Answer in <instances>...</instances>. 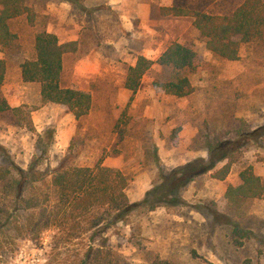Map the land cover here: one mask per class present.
I'll return each mask as SVG.
<instances>
[{
  "label": "rangeland",
  "instance_id": "obj_1",
  "mask_svg": "<svg viewBox=\"0 0 264 264\" xmlns=\"http://www.w3.org/2000/svg\"><path fill=\"white\" fill-rule=\"evenodd\" d=\"M109 1L24 0L30 13L13 23L18 41L3 54L10 70L6 85H21L25 95L8 89V99L0 90L12 109H21L18 116L0 115V145L24 170L40 147L49 151L42 155L41 171L97 166L119 170L129 178L127 194L136 203L159 183V163L169 172L209 160L208 142H239L243 147L235 153L238 161L225 181L211 174L201 177L182 193L187 206L140 211L107 237L126 264H264V201L236 207L226 199L228 188L238 187L241 174L250 168L264 180V144L244 149L243 142L244 135L264 127V49L242 44L238 61H224L207 50L193 19L165 17L157 8L145 13L134 0H117L115 7ZM244 2L159 0L158 5L232 16ZM32 19L37 25L46 19L47 31L60 33L62 43L79 37V52L65 59L63 80L66 87L93 97L92 112L81 121L56 105L48 106L47 118L37 117L39 125L34 121L44 107L41 86L18 80L21 64L34 55L37 29ZM174 43L197 54L198 72L191 76L195 93L185 99L166 95L154 83L166 81L169 74L154 66L128 107L133 96L124 88L129 68L139 57L158 61ZM30 117L33 126L28 125ZM50 128L56 132L53 144L44 137ZM208 212L229 216L246 238L232 226L214 225ZM53 235L26 243L13 264L73 263L83 246Z\"/></svg>",
  "mask_w": 264,
  "mask_h": 264
},
{
  "label": "trees",
  "instance_id": "obj_2",
  "mask_svg": "<svg viewBox=\"0 0 264 264\" xmlns=\"http://www.w3.org/2000/svg\"><path fill=\"white\" fill-rule=\"evenodd\" d=\"M161 12L165 17L193 19L207 50L221 60L238 61L242 44L264 49V0H245L232 16H211L179 8H163ZM29 13L24 0H0V53L15 47L18 37L12 33V25ZM32 26L37 29L35 49L33 57L21 64L23 82L41 86L43 106L65 107L81 121L91 114L93 97L90 93L66 87L63 80L65 59L79 52L80 42L61 43L56 35L47 31L46 19L39 25L32 19ZM196 62L197 54L179 43L171 45L156 62L139 57L137 64L129 68L124 85L133 94L128 107L154 66L169 74L166 81L154 83L155 87L178 99L192 96L195 87L191 76L198 72ZM7 71L6 60L0 61V90L6 82ZM20 111V108L12 109L0 95V115L13 113L18 116ZM28 125L33 126L31 117ZM55 134V129L50 128L44 137L53 144ZM243 142L244 149L252 144L262 147L264 127L244 135ZM239 144L208 142L209 160L201 158L169 172L159 163V183L136 203L131 202L127 194L129 178L119 170L97 166L61 167L52 173L41 171L42 155L49 153L44 147H40L42 150L31 167L24 170L0 145V264H13L26 243L43 242L53 234V239L59 237L67 244L83 246L71 264H126L110 247L108 232L127 224L140 211L152 213L161 208L171 210L187 206L182 193L201 177L211 174L214 180L225 181L238 161L235 153L243 147ZM240 179L238 187L228 188V203L241 207L250 201H264L262 178L250 168ZM208 214L214 225L232 226L239 237L246 238V234L239 235L241 228L229 216L219 212ZM66 261L69 260L58 264H69ZM244 264L256 263L248 260Z\"/></svg>",
  "mask_w": 264,
  "mask_h": 264
},
{
  "label": "crops",
  "instance_id": "obj_3",
  "mask_svg": "<svg viewBox=\"0 0 264 264\" xmlns=\"http://www.w3.org/2000/svg\"><path fill=\"white\" fill-rule=\"evenodd\" d=\"M119 1V0H118ZM110 2V4L112 5V6H114L115 5V3L117 2V0H110L109 1ZM129 3H130V5H132L131 3L132 2H130L129 1ZM134 3H136L137 5H138V7L139 8H141L142 10H144V12L145 13H148V12H150V11H154L156 8H157V10H158V12H160V11H162V9L164 8L163 6H161V5H158L159 4V0H134L133 1V4ZM155 5H157V7H155ZM134 6H136L135 4H134ZM115 7V6H114ZM132 7H133V5H132ZM162 13V12H161ZM49 33H51V34H54V35H56V36H58L59 37V39L60 38H62V36H61V34L60 33H58V32H54L53 30H49L48 31ZM78 40H79V37H74L72 40H69V41H64L63 43H68V42H78ZM62 43V42H61ZM3 60H5V57H4V54L3 53H0V61H3ZM9 75H10V70L8 69V72H7V76H6V82H5V84H4V86L2 87V91H4L5 92V94H6V98L8 97L7 95V91H8V89H11L12 91H14L16 94H22V96H24L25 95V92H24V90H22L23 89V87H21V85H19V84H13V85H11V86H7L6 85V83L8 82V80H9ZM22 80V73H21V71H20V73L18 74V80ZM8 99H9V97H8ZM21 101L19 102V103H21L22 105H26L27 104V102H25V100H23V99H20ZM13 104V103H12ZM48 106H51V104L50 105H45L42 109H41V113H39L38 114V116H34V121L38 124V122H37V117H38V119H40L41 117H44V118H47L48 117V112H49V109H48ZM45 123V122H44ZM39 125V124H38ZM41 126H42V124H40ZM44 126L46 125V123L45 124H43ZM2 129L0 128V132H2L1 131Z\"/></svg>",
  "mask_w": 264,
  "mask_h": 264
}]
</instances>
